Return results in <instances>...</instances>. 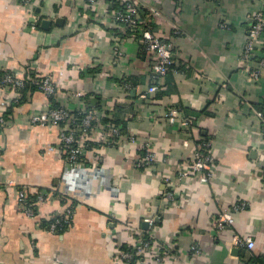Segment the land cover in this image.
<instances>
[{
  "label": "crops",
  "instance_id": "1",
  "mask_svg": "<svg viewBox=\"0 0 264 264\" xmlns=\"http://www.w3.org/2000/svg\"><path fill=\"white\" fill-rule=\"evenodd\" d=\"M141 3L177 68L146 101L137 95L156 58L125 35L109 0H0V76H49L56 87L50 99L37 88L0 85V264H120V252L150 232V251L134 264H264V137L253 110L264 106V69L257 82L250 76L264 57V35L243 59L264 0ZM125 78L132 89H122ZM117 105L127 109L117 112ZM53 106L96 116L82 166L64 160L62 125L30 122ZM176 108L191 119L188 128L167 122ZM117 113L122 130L114 139L102 120ZM206 139L212 178L177 182L178 167ZM144 143L156 162L138 168ZM171 188L174 202L164 194ZM22 189L48 193L34 218L18 203ZM66 209L72 220L65 231L44 228ZM224 210L233 223L218 231L214 220ZM234 235L251 238L253 248L235 247Z\"/></svg>",
  "mask_w": 264,
  "mask_h": 264
},
{
  "label": "built area",
  "instance_id": "2",
  "mask_svg": "<svg viewBox=\"0 0 264 264\" xmlns=\"http://www.w3.org/2000/svg\"><path fill=\"white\" fill-rule=\"evenodd\" d=\"M23 3L29 4L30 0H22ZM120 4L123 5V11L113 12L112 18L122 28L123 32L128 33L130 36H138V42L143 45L144 51L148 54H153L156 61L151 69L150 81L144 92H140L137 98L146 101L150 99L152 94H155L161 88V83L166 75L169 66L175 62L174 52L172 47L163 41L161 38L156 36L148 27L147 19L141 15L142 3L141 0H119ZM264 35V12L259 11L254 14L252 18V25L249 29L248 41L243 51V59L248 60L250 55L255 54V48L257 43ZM264 69V57L257 61V66L250 71L251 80L257 82L261 77ZM30 83L34 85L38 90L43 92L48 97L54 96L56 87L54 86L49 76H33L30 78H17L11 73H4L0 76V85L6 86L11 89L20 90L25 85ZM122 89L130 90V86L122 84ZM254 113L257 116L261 130L264 137V114L255 109ZM166 120L169 124L178 125L181 128H188L190 124V118L181 117L180 111L177 109H169L165 114ZM31 124L35 125H47L52 124L55 126H61L60 132L61 151L64 154L65 162L75 168L82 166L85 162L84 156L90 148L89 134L93 129V123L96 122L95 114L89 110L83 113H71L65 108H51L43 114L33 115L30 118ZM4 124V119L0 117V126ZM109 132L113 135L112 137H119L120 131L116 127L109 128ZM133 140V138H131ZM187 144L186 141L184 142ZM107 145L111 144V141L106 142ZM210 140H205L195 147L191 162L188 164H181L177 169V182L183 178H197L201 183H207L213 176L214 161L210 153ZM141 156L136 161L138 168H149L153 167L156 162V155L152 151L151 147L144 143L141 146ZM167 181V180H165ZM165 198L169 202L175 201V191L171 188L166 191ZM48 196L47 192H40L34 196H29L25 190H20L18 193V203L22 207L23 213L28 218L35 217V205L43 202ZM236 209L242 208L241 205H237ZM53 222L48 231L55 233L58 226H65L71 223L72 210L66 209L63 214L59 216ZM233 223L232 215L224 210L220 212L215 220L214 227L218 231L224 230L226 227L231 226ZM150 227L154 225V220H148ZM148 238L152 239L151 232L148 233ZM231 241L237 248H253V241L251 238H241L237 235L232 236ZM152 243L146 241L142 236L136 242V244L130 250L121 251L119 254L120 264L135 263L140 260L146 253L150 251ZM193 254L197 255L200 253L199 248L193 245L191 246ZM155 261L162 263V258L157 257Z\"/></svg>",
  "mask_w": 264,
  "mask_h": 264
},
{
  "label": "trees",
  "instance_id": "3",
  "mask_svg": "<svg viewBox=\"0 0 264 264\" xmlns=\"http://www.w3.org/2000/svg\"><path fill=\"white\" fill-rule=\"evenodd\" d=\"M109 10H112V11H114V12H116V11H123L124 10V8H123V5H121L120 4V2H119V0H109ZM141 15L143 16V17H145L146 19H148V15H147V12L144 10V9H141ZM148 21V20H147ZM151 25H150V22H147V27L151 30V27H150ZM152 31V30H151ZM125 35H128V33H126ZM129 36V35H128ZM138 37V36H137ZM140 48H141V52L142 53H145V51H144V47H143V45L142 44H140ZM174 69H177L176 68V66H175V63L173 64V65H171V66H169V69H168V71H167V73H166V75L165 76H167L171 71H173ZM122 84H127V85H129L130 86V88L132 89V83H131V81H130V79H128V78H125V79H123L122 81H121V85ZM27 88H36L34 85H31L30 83H28L27 85H25L22 89H20L21 91L22 90H26ZM162 91V90H161ZM160 91V92H161ZM50 99H52L53 97H49ZM53 108H56L55 106H53ZM116 108H117V112L119 111V110H122V109H127V107L126 106H120V105H117L116 106ZM177 110H179V111H182V109L181 108H176ZM253 109H255V110H257V111H260L262 114H264V106L263 105H256ZM121 121L119 120V118H118V113H117V116H116V118L114 119V118H111V117H109V118H107V119H105V120H102V124L107 128V130L109 131L110 129L109 128H111V127H116V128H118V130L120 131V130H122V126H120V123ZM93 126H95V123H93ZM114 139H115V137H114ZM206 140H209V139H206ZM90 148H91V146H90ZM89 148V149H90ZM59 216L60 215H55L54 217H52L49 221H44L42 224L44 225V228L46 229V230H48L49 229V227H50V225L53 223V222H55L57 219H60L59 218ZM68 228V225H65V226H58V229L56 230V232L54 233V234H61L63 231H65L66 229ZM144 238L146 239V241H150L151 243L153 242V239H149L148 238V236L147 235H145L144 236ZM131 249V248H130ZM130 249H125V250H130ZM130 264H134L133 262H131Z\"/></svg>",
  "mask_w": 264,
  "mask_h": 264
},
{
  "label": "water",
  "instance_id": "4",
  "mask_svg": "<svg viewBox=\"0 0 264 264\" xmlns=\"http://www.w3.org/2000/svg\"><path fill=\"white\" fill-rule=\"evenodd\" d=\"M48 23H49V22L43 21V22H42V26H46V25H48Z\"/></svg>",
  "mask_w": 264,
  "mask_h": 264
}]
</instances>
